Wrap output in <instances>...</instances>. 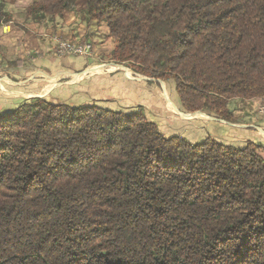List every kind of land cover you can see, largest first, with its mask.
<instances>
[{"label":"trees","instance_id":"trees-1","mask_svg":"<svg viewBox=\"0 0 264 264\" xmlns=\"http://www.w3.org/2000/svg\"><path fill=\"white\" fill-rule=\"evenodd\" d=\"M83 1L110 59L174 81L186 112L264 100V0ZM263 154L167 137L142 107L26 100L0 113V264H264Z\"/></svg>","mask_w":264,"mask_h":264},{"label":"crops","instance_id":"crops-1","mask_svg":"<svg viewBox=\"0 0 264 264\" xmlns=\"http://www.w3.org/2000/svg\"><path fill=\"white\" fill-rule=\"evenodd\" d=\"M37 1L0 0V77L2 74L5 77L0 79V88L3 89L4 82L10 88L20 90L14 93L25 98L17 103L11 100L9 106L2 105L0 113L13 111L26 100L43 98V93L50 91L52 81L69 77L67 88L71 94L66 99L73 101L69 104L96 105L128 113L142 107L147 118L155 122L167 137L181 136L192 143L211 137L238 148H244L248 142L264 147V114L261 113L264 100H231L228 107L233 113L234 123L219 119L212 113H208L211 117L203 113L183 115L170 101L166 91L169 107L165 105L167 101L163 100L161 89L150 88L148 78L134 75L136 73L131 69L109 58L114 40L108 26L105 21L89 19L83 0H78L75 9L61 16L30 13V8ZM58 40L91 43L95 54L88 59L59 58L54 53ZM151 114L155 115L153 119ZM177 117L187 122L182 124L181 118ZM197 117L205 120L193 121ZM159 120L167 123L165 126L169 132H165L166 127L163 128ZM181 128H184V134Z\"/></svg>","mask_w":264,"mask_h":264},{"label":"rangeland","instance_id":"rangeland-1","mask_svg":"<svg viewBox=\"0 0 264 264\" xmlns=\"http://www.w3.org/2000/svg\"><path fill=\"white\" fill-rule=\"evenodd\" d=\"M125 68L130 70L127 67H125ZM90 71H93V70H90ZM134 75L140 76L138 74H134ZM77 77L78 76L76 75L75 81L77 80L76 79ZM140 77H142L143 79H147L146 77H143V76H140ZM3 78L5 79V77H3V74H2V77H0V79L2 80ZM67 78H69V77H67ZM67 78H65V80H60V81L54 80L55 82L52 81L50 91L47 94L43 93V95H44L43 98L47 99V100H51L53 102H68V103L70 102V103H73L72 100H69V99L67 100L66 99V96H68L67 98H70L69 95L71 94V91L67 88L68 87V82H70V78L69 79H67ZM134 78H136V76H134ZM149 80L150 81H148V84H149L151 89H156V88H160L161 89V93H162V95H164L163 100L167 101V102H165V105H167V107H169V102H168V100H166V96L168 94L170 101L177 107V109L179 110L178 111L179 113H181L183 115H186V114H197V113L186 112L185 109L182 108L183 106L180 104L179 96H178V94L176 92V85H175L174 81L164 82V81H157V80H153V79H149ZM52 85H53V87H52ZM2 86H3V89L0 88V107H2V105L9 106L8 102H10L11 100L13 102H16V103L17 102H21V100H25V98H23L24 95H21L20 93L19 94L17 93L18 95H16V93H14L16 91L20 92V90H15L16 88L12 89L9 86H7L6 83H4V82L2 83ZM165 91L167 92V94H166ZM179 113L175 112L176 115L180 116ZM203 114H205L206 117H211V115H209L208 113H203ZM151 115L150 116L153 119V116L155 117V115H153V114H151ZM177 118H181V117H177ZM183 119L181 118L182 121H180V122H182V124H183V122H187L185 120L183 121ZM199 119L205 120L204 118L197 117V118L193 119V121H195V120L198 121ZM158 123L160 125H162L163 128L166 127L165 124H167V123H164L163 121H160V120H159ZM180 131L184 134V128H181ZM165 132H169V128L168 127L165 128Z\"/></svg>","mask_w":264,"mask_h":264},{"label":"built area","instance_id":"built-area-1","mask_svg":"<svg viewBox=\"0 0 264 264\" xmlns=\"http://www.w3.org/2000/svg\"><path fill=\"white\" fill-rule=\"evenodd\" d=\"M57 57L91 58L95 54V47L91 43H74L67 40H58L54 49ZM264 114V108L261 109Z\"/></svg>","mask_w":264,"mask_h":264},{"label":"water","instance_id":"water-1","mask_svg":"<svg viewBox=\"0 0 264 264\" xmlns=\"http://www.w3.org/2000/svg\"><path fill=\"white\" fill-rule=\"evenodd\" d=\"M197 113H202V112H197Z\"/></svg>","mask_w":264,"mask_h":264}]
</instances>
